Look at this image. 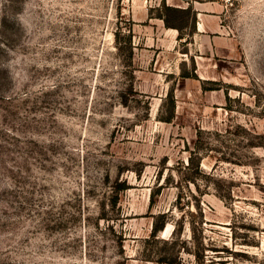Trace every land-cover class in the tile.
Wrapping results in <instances>:
<instances>
[{
    "label": "rangeland",
    "instance_id": "374dc122",
    "mask_svg": "<svg viewBox=\"0 0 264 264\" xmlns=\"http://www.w3.org/2000/svg\"><path fill=\"white\" fill-rule=\"evenodd\" d=\"M180 1L0 0V264H264V0Z\"/></svg>",
    "mask_w": 264,
    "mask_h": 264
},
{
    "label": "crops",
    "instance_id": "0c3cea01",
    "mask_svg": "<svg viewBox=\"0 0 264 264\" xmlns=\"http://www.w3.org/2000/svg\"><path fill=\"white\" fill-rule=\"evenodd\" d=\"M167 1H168L167 3H169L168 5H170V6L174 5L173 7H177V8L181 7L183 9H185V7L180 6L181 3H183V1H180V0H167ZM207 4L211 5L210 6L211 8L214 7L213 2L193 1V9L196 12V17L198 18V21L196 23L197 25L195 24L194 33L201 34L202 36H204L205 34H207L206 32H208L207 23L205 20V16H207V14H206V9L208 8ZM186 8H188V7L186 6ZM212 9H214V8H212ZM174 31L175 32H173V33L176 34L178 37L179 33H180L179 30L175 28Z\"/></svg>",
    "mask_w": 264,
    "mask_h": 264
},
{
    "label": "trees",
    "instance_id": "16d2710c",
    "mask_svg": "<svg viewBox=\"0 0 264 264\" xmlns=\"http://www.w3.org/2000/svg\"><path fill=\"white\" fill-rule=\"evenodd\" d=\"M177 11V10H183L184 12L186 13H189L191 12V7H188V8H185V9H181V8H177V7H173V6H170L168 4H166L165 0H163V4H162V13L161 14H158V17L162 18L165 22V25L167 27H173V28H177L179 30V38H182L183 36V33H182V28L179 27V26H176L175 24H173V22L171 20H169V18L166 16V13L167 11ZM195 17H196V14L194 13ZM195 27V26H194ZM195 31V28H193V32ZM129 41L132 40V37H131V31H130V35H129ZM194 77H197L196 74H193ZM183 77H189L190 74H182ZM170 96V94L168 95ZM167 121H170L171 120V117L167 118L166 119ZM164 227V222L160 225V226H156L155 229H154V234H156V232H158L159 230H161L162 228ZM153 234V235H154ZM163 262L165 261H171L170 263H176V260H168V258H162L161 259Z\"/></svg>",
    "mask_w": 264,
    "mask_h": 264
},
{
    "label": "built area",
    "instance_id": "2783aa9c",
    "mask_svg": "<svg viewBox=\"0 0 264 264\" xmlns=\"http://www.w3.org/2000/svg\"><path fill=\"white\" fill-rule=\"evenodd\" d=\"M225 5H233L237 0H220Z\"/></svg>",
    "mask_w": 264,
    "mask_h": 264
}]
</instances>
